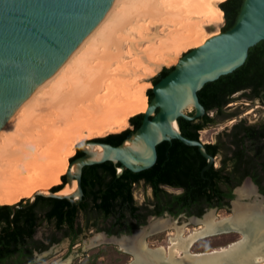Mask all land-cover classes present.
Wrapping results in <instances>:
<instances>
[{
	"label": "bare ground",
	"instance_id": "obj_1",
	"mask_svg": "<svg viewBox=\"0 0 264 264\" xmlns=\"http://www.w3.org/2000/svg\"><path fill=\"white\" fill-rule=\"evenodd\" d=\"M221 1L224 0H123L82 47L73 66L66 67L46 92L28 96L3 135L0 204H14L60 184L80 137L100 134L108 127L120 130L131 115L146 111L150 106L146 90L151 83L136 84L138 77L120 74H153L155 68L145 64L146 59L160 64L175 60L168 54L203 45L218 33L208 35L205 25L222 21L223 9L215 5ZM144 40L150 41L145 47L139 45ZM84 129L89 131L87 135ZM133 141L127 140L122 148ZM87 150L92 157V144L87 145ZM77 164L72 165L70 174ZM60 191L76 193L71 182ZM232 210L230 216L217 220L214 210H209L201 219L202 226L187 237L181 236L184 224L177 225L166 217L153 218L133 237L120 239L121 245L133 251L141 263L161 262L160 255L146 250L144 235L149 230L174 226L178 233L166 249L174 256L192 260L189 253L200 252H191V243L228 223L247 230L251 238L245 245L251 252L264 255V200L249 180L237 188ZM102 239L98 234L89 242ZM180 249L184 253L177 255ZM241 259L224 253L204 257L201 264ZM257 260L262 261L261 257Z\"/></svg>",
	"mask_w": 264,
	"mask_h": 264
},
{
	"label": "water",
	"instance_id": "obj_2",
	"mask_svg": "<svg viewBox=\"0 0 264 264\" xmlns=\"http://www.w3.org/2000/svg\"><path fill=\"white\" fill-rule=\"evenodd\" d=\"M122 1L0 0V144L3 135L28 96L46 92L66 67L73 66L82 47ZM263 39L264 0H244L233 27L210 36L203 45L194 47L187 52L186 59L183 61L181 59L168 75L154 84L155 96L149 100L150 106L144 111L145 121L131 137L117 145L91 141L92 157H90L89 151L82 147L85 155L71 160L68 171L65 173L76 193L58 191L56 196L77 195L78 185L80 187L79 195H81L80 170L86 163H96L111 157L127 162L134 159L142 163L131 164L128 162L131 167H148L152 160L139 157L140 151L147 154L152 151L155 157L156 143L170 136L177 137L189 144L198 145L211 163L213 157L206 153V148L200 140L187 138L180 133L178 116H188L186 110L193 106L196 107L194 116L204 113L205 108L199 100L198 90L205 82L241 65L248 56L249 48ZM158 106L160 110L153 119H150V114L154 113ZM130 139L134 141L129 146L122 148ZM77 162L73 174H70L72 165ZM247 180L253 184L258 197L264 200V193L259 190L258 185L250 176L245 177L241 184ZM241 184L234 189V198L230 203L231 212H233V200L237 197V188ZM41 194L53 195L51 190ZM220 209L218 206L208 207L202 215L192 214L185 217L174 216L168 212L160 215L151 214L145 224L139 225L131 233L97 232L102 235L103 239L93 243L89 242L86 246L101 242L115 243L131 254L130 264H145L138 260L133 251L121 245L120 239L133 237L136 231L146 226L153 218L166 217L176 221L177 225H200L206 212L214 210L216 213ZM230 230H236L242 236L216 250L202 251L200 255L189 253L188 257L192 260H184L182 257L172 255L170 249L167 250L165 246H149L147 237L158 229L149 230L144 235L146 250L160 255L162 260L158 263L148 264H201L204 257L223 255L224 253L242 259L234 262L226 260L219 264H264V255H261L260 251L251 252L248 244L245 245L246 240L251 238L247 230L225 223L223 228L206 234ZM52 250L50 247L36 252L35 260L43 258ZM258 257H261L262 261H258Z\"/></svg>",
	"mask_w": 264,
	"mask_h": 264
},
{
	"label": "trees",
	"instance_id": "obj_3",
	"mask_svg": "<svg viewBox=\"0 0 264 264\" xmlns=\"http://www.w3.org/2000/svg\"><path fill=\"white\" fill-rule=\"evenodd\" d=\"M244 0H224L219 3L220 8L225 12V23L221 30L225 31L233 27L243 6ZM171 67H163L162 71H171ZM156 78V77H154ZM152 88H148L147 93L151 99ZM238 94V95H237ZM198 97L205 108V118L209 125L238 115L242 110H228L229 104L235 100L247 101L249 104H255L257 101L264 106V39L260 40L249 48L246 60L234 70L221 74L219 77L209 80L198 90ZM249 107H246V109ZM212 112V114H210ZM144 115L139 112L130 117L134 120ZM262 121L247 123L245 118H241L234 123L230 129L222 130L218 134V140L205 143L206 150L216 151L220 146L224 150L222 166H211L205 171L207 180H198L196 169L193 168V181L199 182L192 189V200L186 206L197 205L196 198H209L214 193L221 191L219 181L229 183L235 180L233 185L240 184L243 179L250 175L259 185L264 180V116ZM179 119H183L182 116ZM132 129L127 128L120 132L110 133L96 140H107L116 136L132 133ZM184 134L197 137L198 133L193 130H184ZM77 143V149L80 146ZM192 148H196L192 146ZM76 155H73V159ZM240 175L239 178H236ZM63 180L65 174L62 176ZM123 183V182H122ZM62 184L51 187V190H57ZM119 190L111 189L107 192L98 194L95 189L93 196H114L120 192L124 184L119 186ZM122 187V188H121ZM128 195V201L123 202H93L89 206L94 212L102 213L103 218L111 223L108 233H131L139 225L144 224L146 220L138 223L132 222L137 216L138 208L131 199L130 187L125 186ZM261 191L264 193V187ZM119 194V193H118ZM232 197L233 194L229 193ZM26 200V199H25ZM20 200L16 204H0V262L8 261L12 258L13 264H24L27 259L32 260L35 250H45L50 244L43 243L34 237L38 226L43 224L46 219L54 224L55 230L63 227V207L68 204L65 197L40 194L34 201L27 199ZM215 206L214 203L209 207ZM219 207H224L219 204ZM203 209L195 212L202 215ZM160 215L161 213H157ZM72 225V221L69 223ZM127 225V227H124ZM69 232L63 233L62 237L68 236ZM61 237H54L51 241L58 242ZM76 240H73L72 244ZM34 263V261H32Z\"/></svg>",
	"mask_w": 264,
	"mask_h": 264
},
{
	"label": "flooded vegetation",
	"instance_id": "obj_4",
	"mask_svg": "<svg viewBox=\"0 0 264 264\" xmlns=\"http://www.w3.org/2000/svg\"><path fill=\"white\" fill-rule=\"evenodd\" d=\"M176 64H174V68ZM162 69L156 73V78H152V91L150 93L151 99H153V97L155 96V92L153 90L154 84L158 83L163 77L168 75L173 70L172 69L171 71L167 72L162 71ZM262 107L264 108V106ZM159 110L160 107L158 106L155 109V112L150 114L149 118L153 119ZM245 110H248V108ZM195 112L196 107L193 106L191 109L186 110V113L189 117L186 115L178 116V125L180 133L187 138L200 140L203 144L210 143L202 141V137L200 135V131L211 126L209 125V122L204 116L205 112L198 116H194ZM238 115H235L223 121H229L231 119L236 118V116ZM180 116H182L183 119H179ZM145 118L146 117L144 114L139 118L130 120V126L124 128L132 129L133 131L130 134L116 136L107 140L95 141H102L111 145L120 144L125 139L131 137V135L142 126L145 121ZM260 121H262V118L257 119L253 122L247 121V123H255ZM194 128L195 131H197L198 133L197 137L188 136L183 133L184 130H193ZM229 129L230 128H228V130ZM217 140L218 135L215 141ZM192 146H195L196 148H192ZM215 150L216 151H212L209 149L206 150V153L213 157V160L210 163V160L200 150L198 145L189 144L177 137L170 136L169 138H164L156 143L155 157L152 154V151L150 152V154L140 151V154H138L139 157L151 158L152 163L148 167H131L129 166L128 162L131 164H137L139 162L135 161L134 159H131L127 162L125 160L123 161L122 159H114L111 157L96 163H86L82 166L80 170V186L82 189L81 195H79L80 187L78 185L77 195L69 194L63 196L68 201V204H64L63 207V227L59 230H55L54 224L52 222H48L45 219L43 221V224H46L49 228V231L46 232V237L39 238L36 236L38 229L41 228L43 224L38 226L34 237L38 240H42L43 243H47L52 246L57 242L51 240L54 237H62L63 233L65 232H69V235L65 236V238H68L70 243H72L73 240H78L83 234L87 233L88 231H104L108 233V230L111 228V223L107 219L105 220L103 218L102 213L97 214L96 212H94L89 205L93 202H127L128 195L126 194L127 191H125V186L130 187L131 199L133 203L138 206V208L136 209L137 216L132 219V222L134 223H138L141 220L147 221L148 217L151 214H163L164 212H168L174 216H189L195 214V212L199 211V209H203L205 211L211 203H214L215 206L218 207L219 204H223L224 207H220L221 209H230L231 200L234 198V189L237 186L233 185L235 180L229 183H225L222 180H218L219 187L221 189L219 193H214L209 198L197 197L195 199L197 205L186 206L192 200L193 187L197 186V184L199 183L198 181L195 183L193 181V168L196 169L198 180L203 181L207 180V175L205 174V171L208 170L211 166H222L224 150L220 146H218ZM74 155L76 156L73 159H78L85 155V151L82 149L81 145L78 149L76 147V152ZM216 159H219V164L217 163ZM239 177L240 175H237L236 178ZM250 177L252 178V176ZM68 181V177L65 176L64 180L61 183L62 187L54 191L51 190V192L53 193L52 196H56L57 192L63 189L64 186L69 183ZM122 184H124V191L121 187V191L117 192L114 196H93L95 194V189H97V191L99 190L98 194H101L102 192L110 191L113 188L119 190V186H121ZM256 184L258 185L259 190L261 191L260 186L264 187V180L261 181L260 185L258 183ZM229 193L233 194V196L230 197ZM40 194L41 193L37 192L33 199L28 200L32 202ZM26 201L27 200H25L24 202ZM71 221L72 225L69 224ZM124 227H127V225H125ZM76 242L77 241H75V243L73 244H76ZM36 252L41 251L35 250L33 259H27L24 264H29L32 263V261H35ZM13 263L14 261H12V258L8 261L0 262V264Z\"/></svg>",
	"mask_w": 264,
	"mask_h": 264
},
{
	"label": "rangeland",
	"instance_id": "obj_5",
	"mask_svg": "<svg viewBox=\"0 0 264 264\" xmlns=\"http://www.w3.org/2000/svg\"><path fill=\"white\" fill-rule=\"evenodd\" d=\"M219 3L220 2H215V5L219 6ZM224 23H225V15L223 11L222 21L219 24L205 25L206 33L208 35H212L217 32L219 33L220 31H222L221 28L224 25ZM148 42L150 41L144 40L141 41L139 45L145 47V45ZM193 48L194 46L178 54H168V56L174 57L175 60L171 59L168 60V62H161L160 64H156L153 61L146 59L144 63L147 64L149 67L155 68V72L153 74L147 73L141 75V73L139 74V73L123 72L120 75L126 78L138 77L137 80L135 81L136 84L150 82L151 85L148 87L150 88L152 86V78L156 76V73L159 72V70H161L163 67H170L178 63L181 59L183 61L184 59H186L185 54L191 51ZM145 55L144 57H146ZM148 100L151 99L148 97ZM228 106H229L228 110L230 111L242 110L243 112L240 113L238 116H236V118L234 119L223 122L220 121L215 125H211L208 128H205L204 130L200 131L202 141L214 142L216 140L217 135L222 130L226 128H230L235 122H237L241 118H245L247 121L253 122L264 116V108L260 105L259 101H257L255 104L252 103L249 104V102L247 101H242L238 99L230 103ZM246 107H249L248 110H245ZM210 114H212V112H210ZM130 117L128 118L127 124L123 126L120 130H111L110 127H108L105 128L103 132H101L102 134L101 133L99 134L98 132H94V135L92 134L91 136L80 137L74 145L75 150H76V145L79 142L83 148L87 149V145L92 144L90 142L95 141L96 138L104 137L110 133H116L124 130V128L130 126ZM116 127L117 125H114V128ZM88 132L89 131L87 129H84L85 135H87ZM71 157L72 156L69 157V162L72 160ZM216 161L219 164V159H216ZM49 190H51V188H49ZM39 193H43V192H39ZM35 194L31 197H24L21 200H25V199L31 200L34 198ZM231 213L232 212L230 211V209L222 208L215 213L216 214L215 220L230 216ZM201 226L197 224H187V226H183V230L181 231V236L187 237L194 230H197ZM48 231H49L48 226L46 224H43L42 227L38 229L36 236L39 238H45L46 232ZM177 233L178 232L174 226H167L165 228H162L161 230L156 231L153 234H150L147 237V242L151 247L165 246L166 248H168L173 243L172 238L175 237ZM97 235H98L97 232L88 231L87 233L83 234L78 240H76L77 241L76 244L70 243L68 238L61 237V239L57 243L50 246L53 249L50 253L46 254L43 258L39 260H35L34 263L32 264H54V262L57 261L65 262V264H130V261L132 260L131 254L120 248L118 244L101 242L92 246H86L89 243V241L92 240V238ZM241 236L242 234L236 230L205 234L203 236L197 237L191 243L190 251L202 252V251L218 249L221 246H226L229 243L237 240ZM176 240L177 238H175L174 241ZM183 253L184 250L180 249L177 252V255H182Z\"/></svg>",
	"mask_w": 264,
	"mask_h": 264
}]
</instances>
